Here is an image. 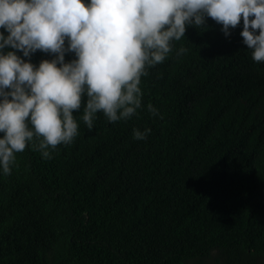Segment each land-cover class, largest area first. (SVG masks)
I'll return each instance as SVG.
<instances>
[{
    "label": "trees",
    "instance_id": "1",
    "mask_svg": "<svg viewBox=\"0 0 264 264\" xmlns=\"http://www.w3.org/2000/svg\"><path fill=\"white\" fill-rule=\"evenodd\" d=\"M241 27H187L141 77L130 119L98 113L89 130L81 109L51 158L35 138L15 153L0 173V264H264V63Z\"/></svg>",
    "mask_w": 264,
    "mask_h": 264
},
{
    "label": "clouds",
    "instance_id": "2",
    "mask_svg": "<svg viewBox=\"0 0 264 264\" xmlns=\"http://www.w3.org/2000/svg\"><path fill=\"white\" fill-rule=\"evenodd\" d=\"M207 18L226 38L242 21V43L264 63V0H0V173L34 138L43 158L72 143L81 109L89 130L98 113L110 123L136 115L141 77ZM37 51L50 58L32 63ZM150 132L133 129V138Z\"/></svg>",
    "mask_w": 264,
    "mask_h": 264
}]
</instances>
